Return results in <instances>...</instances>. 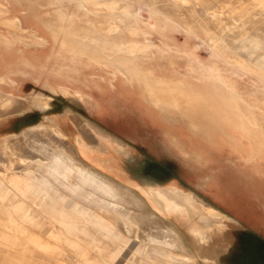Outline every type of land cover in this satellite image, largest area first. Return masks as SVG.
Listing matches in <instances>:
<instances>
[{"label": "rangeland", "instance_id": "374dc122", "mask_svg": "<svg viewBox=\"0 0 264 264\" xmlns=\"http://www.w3.org/2000/svg\"><path fill=\"white\" fill-rule=\"evenodd\" d=\"M23 101L0 119V150L21 136L47 160L15 158L32 204L99 237L77 236L85 257L0 238V264H105L106 233L131 239L126 264H264V0H0V111ZM37 127L49 133L25 138ZM109 179L171 209L142 234L152 214ZM171 189L207 207L174 210Z\"/></svg>", "mask_w": 264, "mask_h": 264}, {"label": "crops", "instance_id": "0c3cea01", "mask_svg": "<svg viewBox=\"0 0 264 264\" xmlns=\"http://www.w3.org/2000/svg\"><path fill=\"white\" fill-rule=\"evenodd\" d=\"M7 172L8 174L5 176V179L3 181L0 179V200L3 198L2 204H0V229L3 230L0 231V238L4 239V241H8V243H11L12 245H26V247L24 246L25 248L29 247L30 249L40 250L44 253L53 254L55 256L61 255L59 251V245L65 242L73 252H75L77 255H80L81 257H85V248L76 241L77 236L79 234L85 236L93 235L98 238V232L95 230L87 232L85 231L86 228L83 227H74L73 229L69 230L67 226L70 223L65 221L61 223H55L52 216L54 213L53 204L50 207H48V204H46L47 206H45L44 209L39 208V204H32L31 192H29L30 188L23 186L20 183L18 180L19 178H17L19 175L16 174L14 169ZM6 183L10 184L17 194L12 195L10 193L11 191L5 187ZM17 198L18 200L16 201ZM25 199H28L29 202H25ZM34 206L36 208H34ZM23 222L36 228L41 233H36L33 232V230L22 228L21 225ZM65 224L68 225L65 227L63 226ZM55 225H59L56 229L59 234L62 233L61 235L54 233ZM106 235L109 236L107 244L108 246L114 247V253L112 254V257H109L110 260L108 263H104L126 264L129 257L133 256L132 252L127 246L128 243H126L131 239L122 238V235L118 238L117 233H106ZM88 244L90 246L94 245L93 241L89 242ZM101 253H103V251ZM66 257L68 258V256H64V260ZM144 262L149 264V262L142 258L140 263L145 264Z\"/></svg>", "mask_w": 264, "mask_h": 264}, {"label": "bare ground", "instance_id": "6f19581e", "mask_svg": "<svg viewBox=\"0 0 264 264\" xmlns=\"http://www.w3.org/2000/svg\"><path fill=\"white\" fill-rule=\"evenodd\" d=\"M14 25L17 26L16 23ZM107 27H106V29H107ZM107 30H109V29H107ZM28 104H29L28 101L21 102V104L18 107L12 109V111H11L12 113H3L2 111H0V119H6L9 116H14L19 110H22V109L26 110L27 107H29L30 105H34L33 103L30 104V105H28ZM36 107L38 109H41L42 105H37L36 104ZM68 115H69L70 121L78 129V125H77L78 121L75 120L77 118H75V116L72 115V114H68ZM31 131H35L36 133H39V134L40 133H49V131L47 129L41 128V127H37V128L32 129V130L31 129L26 130L24 132L25 138H27L30 135V132ZM87 139L88 140H91V141H94V139H92L91 137H87ZM34 140H35V138H34ZM37 141H38V139H37ZM21 143H23L22 137L21 136H18V135L17 136L14 135L11 138H9V139H7V140H5V141L2 142L3 151L0 150V165H2V166H0V179L2 181L5 179V176L7 175V171L4 169L3 166H6V167L9 168L10 165H11V167H14L15 168V171L20 168L19 164L15 161V158L22 159L23 157H26V158H29L30 160L32 158H39L40 161L47 162L46 159L41 158L40 156L38 157L37 154L29 151V149L27 150V148H22V149L19 150L18 147H20V144ZM14 151L17 152L16 155H15V152ZM109 182H110V184L112 186L118 187L121 190H123V193L129 194L127 196H129L130 199H131V204L130 205L132 207H135V208L141 210V213L143 211V212H147V213H151L152 214V216L150 218L145 217V215H146L145 213L144 214L143 213L142 214H138V225H139L138 226V230L142 234L145 233V227H147V229H149L150 231L153 230L155 228V227L153 228V226H152L153 223L154 222L161 221L162 218L160 216L163 215L165 217L166 216V211L168 209H171V207H169L164 201H162L160 199H155L154 201H155L156 207H151V208H152V210L157 211V213L154 212V211H150V209H148L147 211H145L143 209V205L140 206L139 204H146V202L144 200L138 198L136 195H134V192H132L133 191L132 189L127 188V187H124L122 185H119V183H117V182H115L113 180H110V179H109ZM117 192H119V191H117ZM39 193L41 194V192H39ZM164 194H165L166 197L169 198V200H170V202L172 204V208L174 210H176L175 208H184L185 207V208H188L191 212L195 213V215H196V214H198L197 212L194 211V208L196 206H199L200 205L202 208L207 207V205H205V203L197 195H195L194 193H183L181 191H178V190H175V189H171V190L164 191ZM7 195H8V192H7ZM40 197H42L43 199H45L46 201H48L47 200L48 198H46L47 196L46 197L45 196H40ZM136 210H134V211H136ZM121 214H122L121 216H125L126 215L124 211H121ZM147 219H151V221H153L152 224L149 225L147 223ZM213 220H214L213 218L204 216L200 220V222L203 225H209L211 223H214ZM116 222H118V221L116 220ZM164 228L168 232L172 233L173 237H175L178 240L179 243L181 242V239H180L179 235L177 233H175V231L171 227L164 226ZM180 244L183 246L182 243H180ZM191 259H193V258H191ZM196 260L197 259H195V261Z\"/></svg>", "mask_w": 264, "mask_h": 264}]
</instances>
